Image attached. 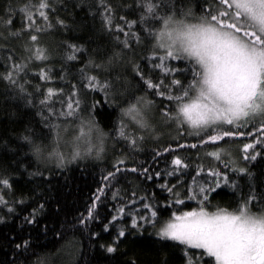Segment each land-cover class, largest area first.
Returning a JSON list of instances; mask_svg holds the SVG:
<instances>
[{"label": "trees", "instance_id": "trees-1", "mask_svg": "<svg viewBox=\"0 0 264 264\" xmlns=\"http://www.w3.org/2000/svg\"><path fill=\"white\" fill-rule=\"evenodd\" d=\"M46 2L45 21L38 16L40 0H0V180L9 181L7 186L0 184V264H188L189 258L193 264H206L211 258L199 259L202 250L161 239L156 226L173 214L199 210L201 204L209 213L237 212L246 202L251 212L264 209V142L247 153H259L256 160H245L244 144L260 133L201 144L211 131L197 135L185 124L178 128L173 121L165 122L161 110L167 106L174 112L176 105L156 95L147 81L162 82L167 91L173 77L185 86L193 77L182 60L154 66L159 60L150 57L162 52L150 33L160 24L147 8L151 3L157 17L171 15L197 23L216 0ZM183 12L189 15L181 16ZM27 15L36 21L31 28ZM118 25L129 36L118 32ZM32 35L37 41L31 40ZM37 48L44 50L47 59L35 60ZM70 55L75 59H68ZM15 65L25 66L24 70L15 71ZM170 67L178 70L167 73ZM42 70L45 80L40 78ZM90 76L109 84V91L90 88L86 79ZM48 89L53 96L42 104ZM171 91L180 94L178 87ZM141 97L152 101L145 115L149 127L139 128L123 117L129 125L126 133L139 137L137 145L130 147L117 130L122 111ZM70 100L79 101L77 115L71 118L60 115ZM89 120L99 135L92 140L91 152L74 140L81 121ZM55 125L66 133L59 142L50 132ZM262 125L264 117L232 131L247 133ZM193 143L196 148L179 147ZM34 145L41 147L39 155ZM54 150L63 154V163L54 155L49 159ZM76 150L81 154L73 159ZM212 151H218L221 159L209 156ZM174 157L187 168L174 171ZM240 168L245 171L239 172ZM210 171L221 175L209 176ZM109 173H115V178L105 180ZM225 175L230 178L227 184ZM153 211L156 217L151 216ZM108 247L114 251L109 253Z\"/></svg>", "mask_w": 264, "mask_h": 264}, {"label": "snow or ice", "instance_id": "snow-or-ice-1", "mask_svg": "<svg viewBox=\"0 0 264 264\" xmlns=\"http://www.w3.org/2000/svg\"><path fill=\"white\" fill-rule=\"evenodd\" d=\"M48 7L46 0H40L38 16L45 21L48 19L45 11ZM22 11L27 12V9ZM105 11L110 13L111 9L106 8ZM205 11L206 14L200 22L189 23L171 15L157 17L154 5L149 4L147 13L160 24L155 32L150 33L155 48L162 52L159 56L153 52L150 57L153 61L159 60L154 66L161 68L166 61L182 60L191 68L193 79L185 86L173 77L171 84L167 86V91L164 90L165 86L162 82L153 83L149 80L147 87L155 89L156 95L175 103L174 112L167 106L161 110L165 122L173 121L178 128L186 124L188 128L197 130V135L209 131L213 133L207 135L201 144L209 142L215 144L224 141L225 138L256 136L257 132L260 133L255 143L250 142L243 146V152L246 154L243 159L254 161L259 153L253 155L247 153L264 142V125L247 133L221 129L247 127L252 118L264 117V0H216L215 7L209 5ZM27 21L29 28L36 23L32 15H27ZM107 23L111 24L110 16L107 18ZM35 30L41 29L36 27ZM116 30L123 32L126 37L129 36V33L119 25ZM31 40L37 41V36L32 35ZM124 46L127 47V43ZM34 58L38 61L47 59L44 50L40 48L36 49ZM68 59H75V56L70 55ZM14 67L15 71L20 72L25 66ZM177 70L175 67H170L166 72L175 73ZM137 74H140L139 70ZM8 78H11V73ZM40 78L42 80L48 78L43 70ZM86 79L88 86L93 90L98 89L105 93L109 91L110 85L98 82L96 77L90 76ZM173 87H178L180 94H172ZM52 96L53 90L48 89L47 97L41 103H47ZM151 105L152 101L141 97L122 111V120L117 133L130 147L137 145L139 137L126 133L125 129L129 125L123 117H128L139 128L149 127L145 115ZM77 109H79V101L70 100L66 103V110H62L60 115L74 117L77 115ZM94 137L99 138L98 129L94 124L90 120L81 121L74 140L85 145L87 152H91L95 146L92 144ZM179 147L196 148L197 144H181ZM34 148L39 155L41 147L34 145ZM80 154V151L76 150L73 159ZM52 155L63 163L64 157L59 151L54 150ZM208 155L217 160L221 159L218 151L209 152ZM123 163V160L119 161V164ZM171 164L174 171L187 168V164L179 157H174ZM128 170L136 172L137 168ZM120 171L121 169L117 167L116 172ZM143 171L147 172L148 169ZM238 171L244 172L245 169L240 168ZM168 174L173 175L174 172ZM208 175L216 177L221 174L210 171ZM114 178L115 173H109L104 177L105 180ZM229 179L225 175L224 184H227ZM0 184L7 186L9 181L3 179L0 180ZM220 186V182H216V187ZM200 191L203 192L204 188L201 187ZM204 199L207 200V196ZM176 203L182 201L177 200ZM144 207L148 208L149 205L145 204ZM94 209L95 203L89 209V218L92 217ZM120 212L123 213L124 209L121 208ZM156 215L155 211L151 213L152 217ZM115 219L116 217H113V220ZM27 222L33 223V220ZM81 223L84 221L82 220ZM132 226L137 227L135 218ZM124 235L125 233L120 231L119 236ZM158 235L161 239L178 242L187 248L203 250V255L199 259L202 260L204 256L211 258L206 264H212V261L214 264H264V214L252 213L248 202L241 205L237 212L218 210L209 213L201 204L198 211L184 212L182 215L173 214L172 221L167 223ZM107 251L111 253L114 249L108 247ZM188 264H193L191 258L188 259Z\"/></svg>", "mask_w": 264, "mask_h": 264}, {"label": "rangeland", "instance_id": "rangeland-1", "mask_svg": "<svg viewBox=\"0 0 264 264\" xmlns=\"http://www.w3.org/2000/svg\"><path fill=\"white\" fill-rule=\"evenodd\" d=\"M187 15H189L188 13H185V12H183L182 14H181V16H184V17H186ZM187 22H191V21H187ZM150 25H153V21H151L150 22ZM154 46V45H153ZM262 117L261 116H256V117H254V118H252L250 121H253V120H255V121H257V120H260ZM185 127H186V129L188 130V131H195V132H197V130H193V129H190V128H188V126L185 124ZM234 128H232V127H227V128H225V129H221V130H233ZM51 136L52 137H54V138H57V141L59 142V141H61L62 139H63V137H64V135L66 134L65 133V130H64V128H61L60 127V125H55V126H53L52 128H51ZM76 134H78V129H76ZM252 140H256V138H252V139H250L248 142H246V143H249L250 141H252ZM76 142H78V143H80L79 141H76ZM50 153V157H49V159H52V158H54V156H52V154H51V152H49ZM60 154L63 156V154L60 152ZM73 155H74V153H72ZM229 155L231 156V157H233V158H235V154H233V153H229ZM66 156V155H65ZM198 211V210H197ZM252 213H254V214H264V209H261V210H258L257 212H252ZM183 214V213H182ZM182 214H180V215H182ZM172 219L173 218H170V219H167V220H164V221H161L157 226H156V233L158 234L159 233V231L163 228V227H165L166 226V224L167 223H169V222H171L172 221ZM159 236V235H158ZM160 237V236H159ZM199 250H201V249H199ZM203 251V250H202Z\"/></svg>", "mask_w": 264, "mask_h": 264}]
</instances>
